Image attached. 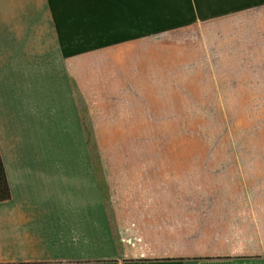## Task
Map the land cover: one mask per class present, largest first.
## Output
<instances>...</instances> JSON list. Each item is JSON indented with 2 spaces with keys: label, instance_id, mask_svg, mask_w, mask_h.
Here are the masks:
<instances>
[{
  "label": "rangeland",
  "instance_id": "obj_1",
  "mask_svg": "<svg viewBox=\"0 0 264 264\" xmlns=\"http://www.w3.org/2000/svg\"><path fill=\"white\" fill-rule=\"evenodd\" d=\"M109 1L108 36L122 40L79 43L63 58L79 137L50 138L57 123H48L47 157L126 177L109 182L111 203L131 205L134 218L124 221L133 227L161 219L136 210L169 211V200L180 199L188 218L161 224L192 233L205 200L223 195L236 206L233 236L251 223L249 241L264 242L255 232H264V212L248 210L253 197L264 205V1ZM134 175L135 194L124 189Z\"/></svg>",
  "mask_w": 264,
  "mask_h": 264
},
{
  "label": "crops",
  "instance_id": "obj_2",
  "mask_svg": "<svg viewBox=\"0 0 264 264\" xmlns=\"http://www.w3.org/2000/svg\"><path fill=\"white\" fill-rule=\"evenodd\" d=\"M109 3L0 0V153L11 191V199L0 202V264H264V242L249 241L251 223L233 236L236 206L223 195L205 200L192 233L184 226L169 232L161 224L164 217L188 218L180 199L169 200V211L136 210V216L161 219L133 227L124 221L136 213L125 208L131 205L116 209L111 203L109 182L126 177L101 172L106 168L92 161L47 157L48 123H57L50 138L79 137L63 58L75 55L79 43L104 47L122 40L109 39ZM137 179L124 189L132 191ZM140 191L133 188V194ZM253 199L248 210L264 212ZM231 240L238 241L230 246Z\"/></svg>",
  "mask_w": 264,
  "mask_h": 264
},
{
  "label": "trees",
  "instance_id": "obj_3",
  "mask_svg": "<svg viewBox=\"0 0 264 264\" xmlns=\"http://www.w3.org/2000/svg\"><path fill=\"white\" fill-rule=\"evenodd\" d=\"M11 199V191L7 178L4 162L0 153V202L8 201Z\"/></svg>",
  "mask_w": 264,
  "mask_h": 264
}]
</instances>
